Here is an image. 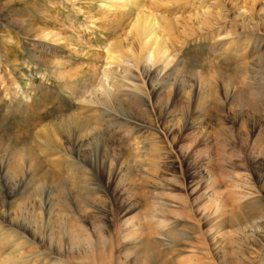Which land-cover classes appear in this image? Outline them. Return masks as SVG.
<instances>
[{
  "label": "rangeland",
  "instance_id": "374dc122",
  "mask_svg": "<svg viewBox=\"0 0 264 264\" xmlns=\"http://www.w3.org/2000/svg\"><path fill=\"white\" fill-rule=\"evenodd\" d=\"M0 264H264V0H0Z\"/></svg>",
  "mask_w": 264,
  "mask_h": 264
},
{
  "label": "bare ground",
  "instance_id": "6f19581e",
  "mask_svg": "<svg viewBox=\"0 0 264 264\" xmlns=\"http://www.w3.org/2000/svg\"><path fill=\"white\" fill-rule=\"evenodd\" d=\"M205 20V19H204ZM205 22H206V20H205ZM150 24V23H149ZM151 28V27H150ZM148 29V31H144V32H141L140 33V35L142 36V37H146V36H148L149 34H150V31H151V29ZM142 50V49H141ZM146 50V49H145ZM147 74H149V73H147ZM147 74H145V77L144 78H146L147 80H149L150 79V75H147ZM151 78H152V76H151ZM151 81V80H150ZM150 83V82H149Z\"/></svg>",
  "mask_w": 264,
  "mask_h": 264
}]
</instances>
